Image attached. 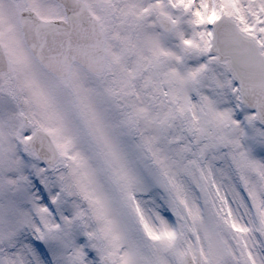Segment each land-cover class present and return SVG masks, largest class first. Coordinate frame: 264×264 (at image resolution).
Wrapping results in <instances>:
<instances>
[{
	"label": "snow or ice",
	"instance_id": "obj_1",
	"mask_svg": "<svg viewBox=\"0 0 264 264\" xmlns=\"http://www.w3.org/2000/svg\"><path fill=\"white\" fill-rule=\"evenodd\" d=\"M0 264H264V0H0Z\"/></svg>",
	"mask_w": 264,
	"mask_h": 264
}]
</instances>
